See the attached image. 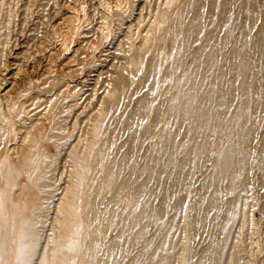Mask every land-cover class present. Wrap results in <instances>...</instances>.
Masks as SVG:
<instances>
[{"label":"bare ground","instance_id":"obj_1","mask_svg":"<svg viewBox=\"0 0 264 264\" xmlns=\"http://www.w3.org/2000/svg\"><path fill=\"white\" fill-rule=\"evenodd\" d=\"M73 1L112 60L0 98V264H264V0Z\"/></svg>","mask_w":264,"mask_h":264},{"label":"rangeland","instance_id":"obj_2","mask_svg":"<svg viewBox=\"0 0 264 264\" xmlns=\"http://www.w3.org/2000/svg\"><path fill=\"white\" fill-rule=\"evenodd\" d=\"M24 1L25 0L0 1V22L2 20H7V29L9 32L7 43L5 44L6 52L3 53L1 50L3 47L1 45L3 29L0 28V98L4 97L10 92H15V90H17V88L20 86L21 82L24 81L25 77L28 75L31 78L30 84L32 82L40 83L42 79L41 74L46 73V75L51 76L50 72L53 63V56L57 55V53L62 55V57L60 56V59L63 58V56H74L71 57V59L65 64V67H74L77 69L78 62L83 59L86 51H92L89 47L91 45H79L78 50L74 51L76 49V44H73L71 48H68L63 44L62 37L54 32L55 29L58 28L57 23L61 21L60 18H65L70 15L71 12H76L77 7H80L79 3L71 0L63 6V0H56V3H58L56 6V12L53 4L47 5L45 10L42 12L40 11L38 4L44 0H35L30 5V8L26 14L27 21L22 29V4ZM42 15L46 16L44 24L41 25L40 28L42 42L44 43L43 46H41L43 50L41 52L35 53V48L29 47V44L31 38L34 35L32 29H35L34 27H36L38 20ZM117 37L118 36H116V38ZM60 38L62 39L61 41ZM91 40L94 46H96V39L92 38ZM112 49V44L104 42L101 46H99L98 50L92 51L91 58H89L83 65L84 68L92 67L94 70L110 62L112 60V57L110 56ZM21 52L22 54H20ZM39 57L43 58L44 60L39 62ZM77 78L78 76L74 79ZM252 216L254 221H256L259 226H264V217L261 216L260 210L258 208L253 210Z\"/></svg>","mask_w":264,"mask_h":264}]
</instances>
